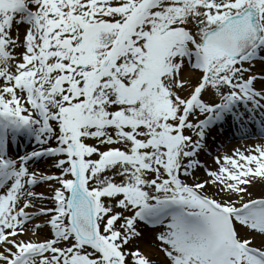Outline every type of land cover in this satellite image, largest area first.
Wrapping results in <instances>:
<instances>
[{"label":"snow or ice","instance_id":"1","mask_svg":"<svg viewBox=\"0 0 264 264\" xmlns=\"http://www.w3.org/2000/svg\"><path fill=\"white\" fill-rule=\"evenodd\" d=\"M0 264H264V0H0Z\"/></svg>","mask_w":264,"mask_h":264},{"label":"bare ground","instance_id":"2","mask_svg":"<svg viewBox=\"0 0 264 264\" xmlns=\"http://www.w3.org/2000/svg\"><path fill=\"white\" fill-rule=\"evenodd\" d=\"M243 144H245V143H238L237 146H233L232 148L228 149V150L225 151V152H228V151H230L231 149H233V148H235V147H242ZM251 145H252V144H251ZM251 145H249V146H251ZM211 162H212V161H209L208 158H207V163L211 164ZM255 191L259 192V191H260V187L258 186L257 189H255Z\"/></svg>","mask_w":264,"mask_h":264}]
</instances>
